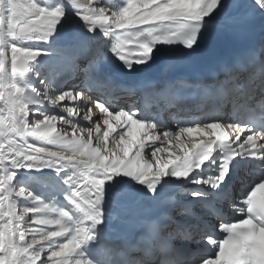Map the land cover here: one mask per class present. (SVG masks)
I'll return each instance as SVG.
<instances>
[{"label":"snow or ice","instance_id":"obj_1","mask_svg":"<svg viewBox=\"0 0 264 264\" xmlns=\"http://www.w3.org/2000/svg\"><path fill=\"white\" fill-rule=\"evenodd\" d=\"M0 264H264V0H0Z\"/></svg>","mask_w":264,"mask_h":264},{"label":"rangeland","instance_id":"obj_2","mask_svg":"<svg viewBox=\"0 0 264 264\" xmlns=\"http://www.w3.org/2000/svg\"><path fill=\"white\" fill-rule=\"evenodd\" d=\"M69 135H71V133H69Z\"/></svg>","mask_w":264,"mask_h":264},{"label":"bare ground","instance_id":"obj_3","mask_svg":"<svg viewBox=\"0 0 264 264\" xmlns=\"http://www.w3.org/2000/svg\"><path fill=\"white\" fill-rule=\"evenodd\" d=\"M58 111V110H57ZM83 121V120H82Z\"/></svg>","mask_w":264,"mask_h":264}]
</instances>
